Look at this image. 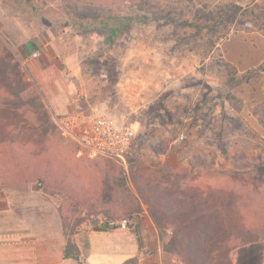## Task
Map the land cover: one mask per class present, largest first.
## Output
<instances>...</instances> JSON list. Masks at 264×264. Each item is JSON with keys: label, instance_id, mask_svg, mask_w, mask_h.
Listing matches in <instances>:
<instances>
[{"label": "rangeland", "instance_id": "1", "mask_svg": "<svg viewBox=\"0 0 264 264\" xmlns=\"http://www.w3.org/2000/svg\"><path fill=\"white\" fill-rule=\"evenodd\" d=\"M103 111L137 129L126 163L80 153L73 132ZM111 166L134 194L135 178L161 199L215 191L237 201L223 219L264 221V0H0V184L48 201L52 226L61 205L65 243L74 229L78 244L106 227ZM59 173L91 191L81 209L53 189ZM118 213L108 222L136 225ZM191 234L185 219L172 223L164 261H196Z\"/></svg>", "mask_w": 264, "mask_h": 264}, {"label": "crops", "instance_id": "2", "mask_svg": "<svg viewBox=\"0 0 264 264\" xmlns=\"http://www.w3.org/2000/svg\"><path fill=\"white\" fill-rule=\"evenodd\" d=\"M19 196L10 195L8 187L0 184V264H79L76 259L65 257L63 223L53 216L59 224L52 226L48 201L45 206L30 194ZM135 222L130 227H103L86 232V241L78 245L87 263L125 264L138 258L137 264H165L164 238L161 239L152 215L145 210ZM257 223L247 215L238 225L245 228ZM228 257L230 263L225 260V264H264V237L230 248ZM219 264L223 262L219 260Z\"/></svg>", "mask_w": 264, "mask_h": 264}, {"label": "trees", "instance_id": "3", "mask_svg": "<svg viewBox=\"0 0 264 264\" xmlns=\"http://www.w3.org/2000/svg\"><path fill=\"white\" fill-rule=\"evenodd\" d=\"M102 22L103 25L112 24L110 18L103 19ZM20 150L23 151L27 159L33 160L38 157L37 154L23 147H20L18 152ZM9 153H14L11 146L9 147ZM23 154L21 156L20 153H16L17 157H21L20 161L22 160ZM15 160L18 162L17 158ZM46 162L47 164L44 165L45 173L40 177L43 180L45 179V188L46 184H48L47 179L50 176L49 174H51L49 172L55 168L53 167L54 164H51V161ZM108 169L109 173L104 185L107 192L110 193L111 198L103 199L101 196V199L109 201L112 204L102 207L100 211L106 216V221L104 222L106 227H117L110 225L108 218L114 215L119 216L118 209L129 213L131 216L134 215L135 218H139L143 211L142 203L150 206L151 215L157 224L161 239L165 236L172 223L176 222L177 219H185L186 225L191 227L195 233L194 235L191 234L192 239H190L194 250L192 255L194 258L192 260H196L192 261V264H219V260L220 262H224L225 260L229 262L228 251L230 248L264 237V221H258L255 226H251L250 224V226H244L245 228H243L241 227L243 225L234 224V220L227 218V216L223 219L221 216L222 212L232 208L237 203L234 198L221 196L219 192L215 191L191 190L180 195H168L165 193V199H161L159 197L160 191H156L154 185H150L149 187L143 186L137 181V178L133 181L137 190L136 194H134L128 186V179L125 174L123 175L118 170L112 169V166L108 167ZM57 175L60 179L53 181V189L64 194L65 198L70 200L68 207L76 210L81 209L84 203H87V198L89 197L88 195H91V191L83 186L78 179L73 178L68 173H59ZM118 191L124 197L125 202H122L120 207H113L115 203L113 202V195ZM93 194H95L94 191ZM101 194L103 193L101 192ZM134 201L136 205H134ZM59 210L63 218L64 228L68 231L67 221L63 217V208L61 205L59 206ZM212 218L216 220L213 221L211 220ZM212 221L213 223H211ZM80 224L76 223L75 226ZM74 233V229L69 230V239L64 249L65 257H72L79 264H88L81 254L79 245L74 240ZM201 238H203L202 241ZM208 240H211L209 243L210 246H208L209 248L206 246L209 242ZM137 263L138 258H133L125 264ZM164 263L173 264L166 259Z\"/></svg>", "mask_w": 264, "mask_h": 264}, {"label": "built area", "instance_id": "4", "mask_svg": "<svg viewBox=\"0 0 264 264\" xmlns=\"http://www.w3.org/2000/svg\"><path fill=\"white\" fill-rule=\"evenodd\" d=\"M37 56V51L31 55L32 58ZM136 136L137 129L133 124H122L105 111L94 113L85 124L79 125L78 131L73 132L74 139L81 147L80 153L89 158L106 157L123 163H126ZM109 224L127 227L129 221L127 218L111 219Z\"/></svg>", "mask_w": 264, "mask_h": 264}]
</instances>
